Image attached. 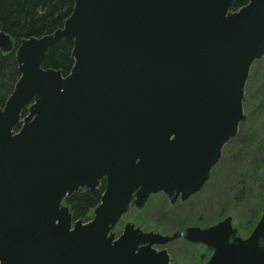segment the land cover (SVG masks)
<instances>
[{"label": "water", "instance_id": "1", "mask_svg": "<svg viewBox=\"0 0 264 264\" xmlns=\"http://www.w3.org/2000/svg\"><path fill=\"white\" fill-rule=\"evenodd\" d=\"M233 6L75 0L63 27L21 41L20 78L0 107V264H170L165 246L180 238L213 248L204 264H264V213L246 238L230 215L171 235L114 231L153 194L200 192L246 120L264 0ZM63 39L74 44L67 75L42 67ZM14 48L0 27V50ZM102 180L93 217L73 220L65 198Z\"/></svg>", "mask_w": 264, "mask_h": 264}, {"label": "rangeland", "instance_id": "2", "mask_svg": "<svg viewBox=\"0 0 264 264\" xmlns=\"http://www.w3.org/2000/svg\"><path fill=\"white\" fill-rule=\"evenodd\" d=\"M252 74L254 81L250 84ZM259 82H264V61L253 64L245 97L254 84L258 96L262 86ZM254 106L251 110L245 108L246 121L240 125L237 136L224 146L220 161L200 192L176 203L164 193L153 194L143 208L131 207L115 226L116 234L122 233L127 222L144 231L171 235L190 226L208 227L230 215L239 234L249 236L264 213V165L260 164V156L264 153V144L261 145L264 118L255 112L257 101ZM165 247L171 257L170 264H203L213 253L211 248L183 238Z\"/></svg>", "mask_w": 264, "mask_h": 264}, {"label": "trees", "instance_id": "3", "mask_svg": "<svg viewBox=\"0 0 264 264\" xmlns=\"http://www.w3.org/2000/svg\"><path fill=\"white\" fill-rule=\"evenodd\" d=\"M248 2L249 0H234L233 9H239ZM74 6L75 0H0V27L12 37L15 44L11 52L4 53L0 50V107L4 106L20 78L16 49L21 41L25 38L54 33L63 27L72 14ZM73 46V40L67 39L51 46L42 60V67L60 69L64 75L69 74L75 62L72 54ZM258 61H264V57L256 62ZM253 78L252 74L250 84L253 83ZM258 84L262 85L257 92L258 96L255 84L248 88L244 97V110L245 108L251 110L257 101L255 112L261 113L260 116L264 118V82ZM27 114L28 109L24 108L22 115ZM262 129L264 133V123ZM263 144L264 139L261 140V145ZM260 157V164L263 166L264 153ZM105 187L106 181L102 180L100 186L93 191L80 189L65 198L64 203L69 206L73 220L90 219V213L100 203Z\"/></svg>", "mask_w": 264, "mask_h": 264}, {"label": "flooded vegetation", "instance_id": "4", "mask_svg": "<svg viewBox=\"0 0 264 264\" xmlns=\"http://www.w3.org/2000/svg\"><path fill=\"white\" fill-rule=\"evenodd\" d=\"M165 195H166V194H165ZM168 198H169V197H168ZM190 198H191V197H190ZM169 199H170V198H169ZM179 200L182 201L181 198L179 197V198L176 200V202H178ZM176 202H175V203H176ZM224 218H225V217H224ZM221 220H222V219H221ZM218 222H219V221H218ZM233 224H234V222H233ZM185 229H186V228H185ZM237 229H238V228H237ZM237 235L241 236V235L239 234V231H237ZM241 237H242V236H241ZM247 237H248V236H247ZM243 238H246V237H243ZM184 240H185V239H184ZM186 241H187V242H190V241H188V240H186ZM190 243H192V242H190ZM192 244H198V243H192ZM201 245H204V244H201ZM204 246H206V245H204ZM158 248H161V247H158ZM208 248H211V249L213 250L212 247H208ZM208 260H209V259H208ZM208 260H207V261H208ZM207 261H205L204 263H206ZM204 263H203V264H204Z\"/></svg>", "mask_w": 264, "mask_h": 264}]
</instances>
